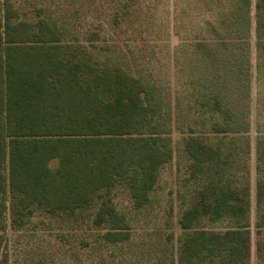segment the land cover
<instances>
[{
    "label": "trees",
    "instance_id": "16d2710c",
    "mask_svg": "<svg viewBox=\"0 0 264 264\" xmlns=\"http://www.w3.org/2000/svg\"><path fill=\"white\" fill-rule=\"evenodd\" d=\"M23 1L0 0V264L8 260V200L12 227L32 208L85 209L79 226H107L99 234L109 243L129 239L133 217L151 204L160 168L172 157L157 129L169 120L183 134L179 224L187 233L178 264H249L248 121L218 88L201 86L183 58L202 43L213 47L214 37L238 42L242 59L226 62L248 104L249 0H174L170 10L164 0ZM24 11L35 19L14 21ZM168 14L183 39V53L173 58ZM254 19L261 93L264 0L255 1ZM120 194L132 217L117 207ZM256 206L257 264H264L262 180Z\"/></svg>",
    "mask_w": 264,
    "mask_h": 264
},
{
    "label": "rangeland",
    "instance_id": "374dc122",
    "mask_svg": "<svg viewBox=\"0 0 264 264\" xmlns=\"http://www.w3.org/2000/svg\"><path fill=\"white\" fill-rule=\"evenodd\" d=\"M43 1L50 2V0H35V3L40 5ZM220 1L222 4L227 3V0ZM220 1L218 4L216 2L211 4L210 0L207 2L213 6L220 5ZM255 1L249 0L248 37L252 81L248 104L244 99L242 100L239 90L235 87L234 79L231 76L233 68L226 62L227 60H234L235 57L242 59L244 50L239 48L238 42L226 37L219 41L214 37V45L211 43L213 47L205 49L202 43L197 47L196 53L183 57L187 68L201 86L207 85L212 89L218 88L220 92L222 91L221 97L227 105L228 97L233 105L236 104L233 107L229 103L231 108L233 107V111L236 110L240 116L239 120L248 121L249 264H257L258 230L256 219L259 211L256 206V191L258 181H264V89H261V93H259L255 83ZM162 2L161 5L164 4L166 7L168 6L169 10L172 9L174 0ZM51 3L53 2L51 1ZM143 3L147 4V1L145 0ZM22 17H26L28 20L35 19L32 12L24 11L20 12L19 17H15L14 21L23 20ZM217 18L219 17L215 16L212 20H217ZM79 20L84 22L83 18H79ZM166 28L167 36L165 38L169 56L172 58L176 55L179 56L183 53L180 50L183 43L182 32L178 25H173L170 14H168ZM201 38L206 39V37ZM247 106H249V111ZM258 107L262 111L257 117ZM232 115L234 114L232 113ZM157 129H162L160 136L163 138V143L172 150V157L160 168L158 181L150 192L151 204L143 213L133 217L129 239L109 243L99 234L108 229L107 226H94L93 229L79 226L81 216L86 215L85 209H78L73 215L71 213L52 214L42 208H32L30 216L26 218L23 225L12 227L10 224L11 203L8 200V226L4 241V254L7 255L8 259L6 264H178L181 239L187 233L179 224V217L186 205L180 198L184 189L179 187V167L182 168V165L179 163L180 157L177 155L178 145L183 134L174 127L172 120L164 123L162 128L159 126ZM56 164V160L51 161L52 166H56ZM116 205L121 210L126 211L128 216L132 215L128 198L125 195H118ZM82 239L88 240V244H84Z\"/></svg>",
    "mask_w": 264,
    "mask_h": 264
}]
</instances>
